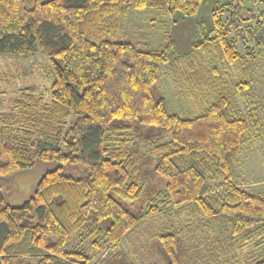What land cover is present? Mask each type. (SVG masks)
<instances>
[{
	"label": "trees",
	"instance_id": "trees-1",
	"mask_svg": "<svg viewBox=\"0 0 264 264\" xmlns=\"http://www.w3.org/2000/svg\"><path fill=\"white\" fill-rule=\"evenodd\" d=\"M203 1L0 0V52L38 48L52 73L48 98L28 85L0 111V179L55 163L19 205L0 189V264H142L115 247L158 215L183 221L149 237L154 264H264L245 252L264 243V190L237 173L260 127L248 61L255 47L264 54V6L255 7L264 0L219 4L214 36L194 43L206 56L195 49L170 64L188 113L169 110L154 89L170 36L156 48L114 40L130 8L191 16ZM220 222L225 230L213 234ZM75 236L89 249H68Z\"/></svg>",
	"mask_w": 264,
	"mask_h": 264
},
{
	"label": "rangeland",
	"instance_id": "rangeland-1",
	"mask_svg": "<svg viewBox=\"0 0 264 264\" xmlns=\"http://www.w3.org/2000/svg\"><path fill=\"white\" fill-rule=\"evenodd\" d=\"M225 1L227 0H204L196 14L191 16H185L179 11L163 14L155 8L142 10L130 8L123 19L124 33L114 38L116 41H129L136 45L146 43L151 48L163 45L167 36L172 38L174 47L169 54L170 62L160 67V76L154 89L158 94L165 96L166 106L173 112L182 114L190 112L191 109L187 96L172 82L170 64L181 65L182 63L175 59L180 55L190 54L195 49H197V54L206 56L203 48L195 46L194 43L205 42L207 37L214 36L212 12L215 7ZM263 6L264 1L259 2L255 7ZM238 48L243 54L246 53L239 40ZM258 53L255 47V57L253 61H248V67L252 75L250 94L260 127L248 138L237 168L241 181L248 183L253 191L264 190V54ZM211 58L214 60V56ZM187 68V64L182 66V69L187 70ZM228 69L235 78L237 70L234 65H230ZM51 80L50 61L38 48L26 55L0 52V111H8L9 98L28 85H37L44 97L48 98L49 93L46 89L49 88ZM234 102L238 109L245 111V103L240 97L234 96ZM54 166L53 162L38 160L29 170L0 179V189L6 201L12 205L21 204L31 195L34 185L44 172ZM182 221L183 218L162 215L147 219L128 230L116 244L115 250L127 253L136 262L154 264L155 250H150L149 237L171 224L181 225ZM224 227L226 225L223 222L213 224L212 233L222 232L225 230ZM261 241L262 239H259L255 242L256 244L254 243L257 247L254 244L247 246L246 254L264 260V243ZM89 244V238L75 236L69 241L67 248L81 246L88 250Z\"/></svg>",
	"mask_w": 264,
	"mask_h": 264
}]
</instances>
